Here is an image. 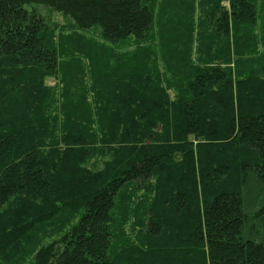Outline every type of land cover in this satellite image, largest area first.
<instances>
[{
  "label": "trees",
  "instance_id": "trees-1",
  "mask_svg": "<svg viewBox=\"0 0 264 264\" xmlns=\"http://www.w3.org/2000/svg\"><path fill=\"white\" fill-rule=\"evenodd\" d=\"M0 255L264 264V0H0Z\"/></svg>",
  "mask_w": 264,
  "mask_h": 264
},
{
  "label": "rangeland",
  "instance_id": "rangeland-1",
  "mask_svg": "<svg viewBox=\"0 0 264 264\" xmlns=\"http://www.w3.org/2000/svg\"><path fill=\"white\" fill-rule=\"evenodd\" d=\"M40 9L43 12V14H45L46 16H49L50 17V21L49 22H53L55 24H59V26H62V27H71L70 26L71 25V22L63 14H60V13H50L48 11V9H46L44 6H40ZM262 25H263V23L260 22L259 25H258V28H261ZM89 33L92 34V35L95 34L97 37H99L98 30H95L94 29V30L89 31ZM129 45H131V44L130 43H124L123 46H122L123 47L122 49L123 50H126V48H128ZM41 239H42V237H41ZM54 239L55 238L52 239L51 237H49V238L48 237L43 238V243L48 244V243L52 242ZM26 248L27 247L25 245H22V249H21L22 252L25 251ZM10 253H11V256H12L13 251H11ZM10 253L7 252L6 257H8V254H10ZM26 255H28V254H26ZM15 258L16 259H12V261H13L12 264H30L32 262V260H33V258L31 257V255L29 257L26 256V257H24L22 259H21L20 256L17 255V257H15ZM0 264H10V262H6V260L3 259V256L0 255Z\"/></svg>",
  "mask_w": 264,
  "mask_h": 264
}]
</instances>
